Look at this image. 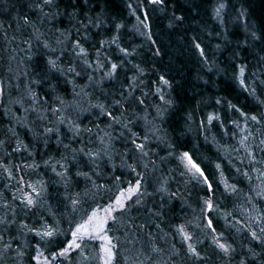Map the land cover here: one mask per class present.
<instances>
[{
	"label": "trees",
	"instance_id": "1",
	"mask_svg": "<svg viewBox=\"0 0 264 264\" xmlns=\"http://www.w3.org/2000/svg\"><path fill=\"white\" fill-rule=\"evenodd\" d=\"M221 3L225 7L217 16L215 9ZM73 11L67 9L68 13ZM25 19L29 23H25ZM116 25L122 27L117 30ZM253 32L258 36L264 32V0H164L162 4H153L149 0H88L85 4V0H80L74 19L66 14L61 0H53L52 7L44 6L42 0H0V88L3 89L0 96V140H7V146L0 148V163L7 164L13 175L9 181L0 167V217L6 215L9 221H13L10 226H0V236L3 237L0 240V253H3L0 264H32L29 257L35 255L34 247L39 238L28 229H40L45 224L57 227L61 230L59 239L67 243L64 233L69 228L68 214L59 204L65 192L64 181L53 173L51 167L56 161L69 167L66 179L73 192H82L86 186H92L83 177H76L78 168L88 172L97 184L111 187L112 193L97 197L100 203H107V195L117 191L116 176L123 173L125 182L134 179V174L133 177L128 175L127 164L138 162L140 170H144L143 164L147 163L148 171H151V161H155L157 175L168 177L169 191L176 192L178 198L169 200L165 197L161 210L160 196L157 195V206L149 203L147 208L153 212L161 211L160 217H153L151 212L143 210L139 214L133 213L136 216L134 223L144 225L142 231L125 226L119 231L112 229L109 235L118 245V264H130L127 258L131 256H139L148 264H162L172 245L179 247L180 243L179 237L171 234L170 225L185 221L195 223L202 200L208 198L199 187L193 186L189 177L181 176L184 169L179 157L185 151L193 150L201 166L207 167L220 185L214 197L218 210L213 216L218 233L222 232L236 249L234 264H239L247 252V245L243 233L237 229L251 227L258 231L249 217L264 216V200L255 195V189L262 184L260 173L264 172V153L255 151V143L264 138V122L262 125L251 121L246 123L239 112L229 108V104L235 105L249 116L264 113V60H261L264 39H253ZM113 36L118 37L117 43L127 50V56L115 44L99 47L101 41H111ZM57 38L63 44L57 45ZM76 40L82 42L91 61L95 62L99 49L101 61L107 59L120 65L118 75L112 81L102 80L107 68L97 71L92 82L83 73L80 77L74 73L45 75L46 58L50 55L60 56V67L65 70L69 66L81 70L71 48ZM44 43L55 47V54L44 49ZM61 49H66L68 55H63ZM29 56L33 59L29 60ZM241 67L245 68L242 76ZM161 76L168 81L167 85L160 82ZM34 80L40 82L30 83ZM28 88L35 93L32 99L27 96ZM57 96L65 101L64 105L56 101ZM17 100L20 103L14 102ZM96 104L103 105L106 112L102 114L98 107H92ZM49 106L59 108V116L74 121L81 129L91 128L92 132L82 131L74 138L66 125L55 123L58 117L51 115ZM107 112H112L120 123L109 118ZM40 115L49 119L41 121ZM209 115L220 119L209 124ZM234 120L238 121L239 128L232 123ZM126 123L128 128L122 127ZM44 125L57 128L47 145L37 135ZM129 128L141 139L148 132L146 150L149 157L141 160L134 152L128 141ZM8 129H13L16 135L13 136ZM240 129L246 131L241 133ZM153 131L155 135H152ZM105 132L111 133L112 137L110 158L101 156L93 164L83 154L73 153L72 149L81 148L98 151L103 147L101 137L105 138V144L109 143ZM249 132L252 135L247 142L251 145L248 151H254V161L240 144L241 136ZM20 142L27 145L28 151L5 158V152L11 153ZM64 145L70 147L65 149ZM45 161L50 164L45 165ZM217 163L221 164L220 171L215 168ZM15 165L25 167L17 171ZM237 168L249 172L251 181L241 177ZM57 171L64 169L57 168ZM97 172L99 176L95 175ZM21 178L24 183L19 187L26 192L30 191L26 184L39 186L43 183L46 192L42 206L22 209L19 199L13 200V195H20L17 181ZM223 181L235 184L238 192L221 196ZM123 186L126 187V183ZM4 204L9 205L7 210ZM226 213L233 215L226 220ZM22 224L28 228H21ZM189 231L194 233L193 244L205 239L200 229L189 228ZM6 243L11 245V251L3 252ZM153 245L162 253H153ZM86 249L88 254L97 255L89 242ZM43 250L45 255H50L48 248ZM255 251L261 249L257 247ZM78 257L74 254L76 261L80 260ZM257 264L261 262L258 260Z\"/></svg>",
	"mask_w": 264,
	"mask_h": 264
},
{
	"label": "snow or ice",
	"instance_id": "2",
	"mask_svg": "<svg viewBox=\"0 0 264 264\" xmlns=\"http://www.w3.org/2000/svg\"><path fill=\"white\" fill-rule=\"evenodd\" d=\"M65 4L66 14L74 19L75 10L78 8L80 0H61ZM88 0H85V4ZM153 4H162L164 0H149ZM42 4L47 7L53 6V0H42ZM39 6V5H38ZM225 5L221 3L216 9V15L218 16L220 10L223 9ZM68 8H72L74 11L71 13L67 12ZM40 11H43V8H40ZM47 16V13L44 14ZM25 23H29L25 19ZM122 27L121 25H116L117 30ZM63 35V34H61ZM252 37L255 40L264 39V32L261 35H257L255 32L252 33ZM86 39V38H85ZM118 37L113 36L111 41H101L100 48H103L105 44H115L120 52L124 56L128 55V52L125 48H120L117 43ZM56 44H63V41L57 38ZM44 49H47L50 53L55 54L56 48L50 45L49 43H44L42 45ZM197 48L200 47L199 44L196 45ZM29 48L31 45L29 44ZM72 54L74 55L75 61L78 65L82 66L80 71H77L76 67L69 66L67 70L60 67V56L50 55L46 58L44 74L48 75L49 73H59L60 75H66V73H74L75 76L80 77L83 73L87 75V78L90 82L93 81V76L97 71H103L107 68V71L102 76V80L107 79L112 81L117 75L120 68V65L117 63L108 61L105 59L101 61L99 49H97V55L95 62L91 61L89 58V52L82 45L80 40H76L71 46ZM63 55H68L66 49H61ZM201 55L203 52L201 51ZM29 60H32L33 57L29 56ZM261 60H264V57H261ZM95 64V66H94ZM110 65V67H108ZM89 70H91L89 72ZM11 71V69H9ZM245 68H240L241 76L244 74ZM26 75V74H25ZM39 80L31 81L30 83H39ZM71 82V81H68ZM125 82H127V77H125ZM160 82L167 85L168 81L161 76ZM241 84H244V81L241 80ZM159 91V90H158ZM3 95V89L0 88V96ZM47 96L48 93H45ZM80 95V93H76ZM27 96L29 99H32L35 96V93L28 88ZM61 105H64L65 101L59 96L55 97ZM161 101H164V97L160 96ZM15 103H20L19 100L14 101ZM35 103V100H33ZM117 104L120 103L119 100L116 101ZM141 104L144 101H140ZM217 103H220L218 100ZM92 107H98L101 110V113H105L106 109L101 104L92 105ZM229 108L235 112H239L240 117L245 119V122L251 121L255 125H262L264 122V113L248 115L246 112L241 111L239 108H236L235 105L229 104ZM36 111L35 108L32 109ZM48 111L51 112L52 116H57L56 124L61 126H67L69 131L73 133V137H79L81 132L91 133V128H79L76 123L67 117H61L58 114L60 113L59 108H52L49 106ZM107 116L117 123H120L117 120L112 112H107ZM49 118L45 115H40L39 120L44 121ZM220 119L219 116L209 115L208 123L211 124L214 120ZM51 123V121L49 120ZM131 123V121H129ZM232 123L239 128L238 121L234 120ZM122 127L128 128V124H123ZM223 127V124L221 125ZM13 136L16 135L13 129H8ZM57 131L56 127H48L47 125L43 126L42 132L38 133V136H41L45 144L47 145L48 140L54 132ZM241 133L245 132L246 129H240ZM129 137L128 141L133 146V150L138 154L139 159H144L149 157V151H147L149 134L145 132L143 134V139L136 132L131 131L129 128ZM152 135H155V132H152ZM252 133L242 135L240 139V144L244 146L245 151L248 152V156L254 161L255 155L254 151H248L249 145L247 142L249 136ZM105 137H108L109 143L105 144V138H100V144L103 146L96 152L86 150L85 148L81 149H72L73 153H81L86 156L90 163H95L101 158V156H108L110 158V141L111 133L105 132ZM207 139V137L205 138ZM7 146V140H0V148H5ZM69 145H64L65 149H68ZM27 152V145H24L22 142L18 143L16 147L12 148L11 153L5 152V158L11 156L14 153ZM217 151H220L218 148ZM255 151L264 153V138L259 139L258 143H255ZM31 156V153H28ZM62 159L67 160V157H62ZM164 158H161L163 161ZM180 163L183 166V171L181 176H187L193 182L194 187H199L201 191L204 192V195L207 196V199H203L201 203V211L199 217L195 218V223L193 221H185L184 223L175 224L174 226L170 225L171 234L173 237H179V247L175 244L172 245L171 249L167 252V258L162 260V264H234L236 258V249L232 246L231 243H228V238L223 235L222 232L217 231V224L214 219L213 213L218 210V203L214 200L217 192L219 191L220 185L217 184L216 180L213 178V173L209 171L207 167H202L199 160L196 158V152L185 151L179 157ZM73 161H75V155L73 156ZM152 170L148 171V164H143V169L141 165L137 163L127 164L128 175L130 178L126 182L122 179L123 173L115 177L117 191L112 195H107V203H100L97 197H102L108 193H112V188H106L103 184H97L92 180V177L88 172L83 171L81 168H78L75 175L76 177H83L85 181L91 182V188L85 187L81 191H72V185L66 179L69 172V167L67 164L56 161L54 165H51L53 173L60 177L64 181V195L62 199L59 200V204L64 206V210L67 212V223L69 228L67 233H64V240H60L59 236L61 235V230L57 227L50 225H43L40 229H28L29 232L33 234L34 237H38L39 240L34 247L35 255L29 257L32 264H65V261H68V264H92L93 260H97L99 264H118L119 249L118 245L114 244L113 237L109 235V232L112 229L119 231L122 227L128 226L129 228H135L140 231L143 230L144 225H136L135 219L136 216H133V213H141V211L151 212L153 217H160L162 212L155 211L147 208L149 203H152L153 207H156V196H160L159 208L162 210L164 207V198L167 197L169 200L176 199L177 193L169 191L170 184L168 177L162 175H157V166L155 161H151ZM50 161H45V165H49ZM0 167L3 168L4 173L6 174L9 181L13 179L12 169L7 166L5 163H0ZM17 171H22L25 165H15L13 166ZM27 167H33V165H27ZM57 168L64 169V171H57ZM217 171H220L221 164L217 163L215 165ZM237 172L241 177L247 178L251 181V176L249 172H241L237 168ZM99 176L100 173H95ZM221 175L223 173L221 172ZM260 178L262 184L258 185L255 189V195L260 200H264V172L260 173ZM24 181H17V191L20 193L19 197L13 195V200L19 199L22 209L32 210L37 206H42L41 201L44 199V194L46 188L41 182L39 186L35 184H26V188L30 191H25L23 188H20L19 185L23 184ZM126 183V187L123 186ZM223 192L220 193L221 196L228 197L236 194L238 189L235 184H229L227 181H223ZM215 185V187H214ZM8 185H5L7 188ZM79 187V184L76 185ZM149 189H152L149 191ZM4 209L9 208L8 204L3 205ZM255 209V206H253ZM13 215H15V210H13ZM233 213H226L225 219L229 216H232ZM79 216V219L76 217ZM249 219L253 220L258 227V231L252 230L251 227L248 229H237L238 232L243 233V240L245 245H247V252L244 253V258L239 260V264H257L259 260L261 264H264V216L259 218L255 216H250ZM132 222L129 224V222ZM206 222V223H204ZM13 221H9L8 217H0V226H10ZM236 223H239L237 220ZM203 225V226H202ZM159 228V224L156 225ZM21 228H28L26 224H22ZM189 228L200 229L204 232L205 239L197 240L196 244H193L194 233L189 231ZM68 234L71 235V239L68 240ZM135 236V232L133 233ZM167 235V234H166ZM210 238V239H209ZM3 237L0 236V240ZM89 241H100L99 252L95 257L90 256L86 249V244ZM132 242V241H129ZM48 248L50 255H45V250L42 248ZM199 245V247L197 246ZM49 246H51L49 248ZM259 247L260 252H256L255 249ZM11 251V245L5 244L3 252ZM153 253H162L161 249H157L154 245L152 247ZM74 254H78L80 257L79 261L74 259ZM3 253H0L2 257ZM22 255V253H21ZM130 260V264H144V259H140L139 256H131L127 258ZM145 259H151V257H145Z\"/></svg>",
	"mask_w": 264,
	"mask_h": 264
},
{
	"label": "rangeland",
	"instance_id": "3",
	"mask_svg": "<svg viewBox=\"0 0 264 264\" xmlns=\"http://www.w3.org/2000/svg\"><path fill=\"white\" fill-rule=\"evenodd\" d=\"M12 72H15V71H12ZM13 76H15V75H13ZM70 239H71V235H70ZM69 239V240H70ZM89 243H90V245L91 246H93L94 248H95V252H96V254L99 252V248H100V241H89ZM90 256H93L91 253L89 254ZM95 255V254H94ZM93 257H95V256H93ZM78 258H80V257H78ZM141 258H143V257H141ZM78 261V260H77ZM146 260H144V262H145ZM146 263L148 264V262L146 261ZM146 263H144V264H146ZM92 264H99V262L97 261V260H93L92 261ZM150 264V263H149ZM152 264V263H151Z\"/></svg>",
	"mask_w": 264,
	"mask_h": 264
}]
</instances>
